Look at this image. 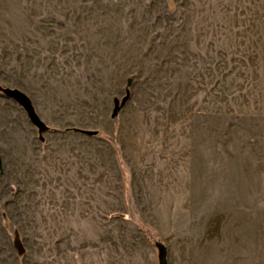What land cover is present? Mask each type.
Instances as JSON below:
<instances>
[{"label":"rangeland","instance_id":"374dc122","mask_svg":"<svg viewBox=\"0 0 264 264\" xmlns=\"http://www.w3.org/2000/svg\"><path fill=\"white\" fill-rule=\"evenodd\" d=\"M0 156V264H264V0H0Z\"/></svg>","mask_w":264,"mask_h":264},{"label":"water","instance_id":"95a60500","mask_svg":"<svg viewBox=\"0 0 264 264\" xmlns=\"http://www.w3.org/2000/svg\"><path fill=\"white\" fill-rule=\"evenodd\" d=\"M127 84H130V81L127 82ZM2 94L8 98H11L15 100L17 103H19L23 109L26 111L31 123L37 127L41 132L45 131L47 129V126L40 120L38 115L35 113L31 102L29 98L22 93L19 90H12V89H4ZM128 96V91L127 95L124 96L122 99H114V107L112 110V116L115 117L118 113V110L121 105L126 101ZM86 134L94 135L97 134L96 131H82ZM2 167V160L0 156V169ZM156 248L158 250V264H166V248L163 244L157 243Z\"/></svg>","mask_w":264,"mask_h":264}]
</instances>
